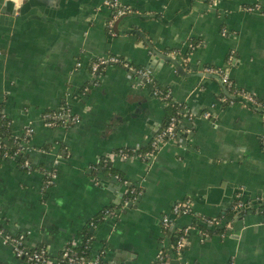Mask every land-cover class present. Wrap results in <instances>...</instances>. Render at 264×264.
Returning a JSON list of instances; mask_svg holds the SVG:
<instances>
[{
  "label": "crops",
  "instance_id": "1",
  "mask_svg": "<svg viewBox=\"0 0 264 264\" xmlns=\"http://www.w3.org/2000/svg\"><path fill=\"white\" fill-rule=\"evenodd\" d=\"M14 1L15 14L7 15L0 0V105L13 136L32 130L28 163L34 170L0 158V232L22 236L29 248L43 246L55 259L67 243L80 245L91 219L117 207L132 186L136 200L90 228L89 260L153 264L160 250L170 260L168 238L187 227L180 262L264 264V215L238 217L230 210L237 196L264 198V114L242 102L220 103L227 98L221 82L182 76L152 52L191 74L221 69L235 89L264 102V0H117L131 13L111 34L104 0ZM254 6L259 9L248 10ZM108 56L132 70L108 65L91 75L90 62ZM147 79L168 89L192 119L183 118L173 140L147 162L111 156L110 166L127 185L100 173L96 184L92 164L116 149H145L163 124L166 106ZM64 104L79 121L44 126L42 115ZM58 156L57 178L42 192L41 172ZM185 199L193 214L173 218L163 234L161 218ZM199 217L222 218L223 231L206 227L211 233L203 237ZM0 264H28L15 258L1 234Z\"/></svg>",
  "mask_w": 264,
  "mask_h": 264
},
{
  "label": "built area",
  "instance_id": "2",
  "mask_svg": "<svg viewBox=\"0 0 264 264\" xmlns=\"http://www.w3.org/2000/svg\"><path fill=\"white\" fill-rule=\"evenodd\" d=\"M216 1H219V0H210L211 3H214ZM103 4L110 11V14H111L106 23L107 31L108 33L111 34L114 23L118 21L120 18L125 17L127 14L131 13V10L124 5H121L117 0H104ZM254 9L258 10L259 8L257 6H254L252 8H249L248 10L251 11ZM221 34L226 35L225 29L221 31ZM231 60H232V54H229L228 64L230 63ZM108 65L122 66L128 70H132V68H130L128 64L125 62V60H122L121 58L116 57V56H108L104 58H97L90 62L89 69H90L91 75H95L98 71L105 69V67ZM206 72L211 73V74L212 73L219 74L221 76V79L223 80L222 82L224 83L227 92L232 93V95L234 96L240 97L245 102L250 103L253 106H255L257 109L261 107V104L259 103L258 99L255 96H253L252 94H249L246 91L235 89V87L233 86V83L228 80L224 71H222L221 69L209 68V69H206ZM143 75L146 76L147 78L148 72L145 71ZM87 91L88 89L87 87H85L82 89L81 94L85 95ZM153 94L154 96L158 97L163 103L164 101L171 98V93L169 90L164 94L155 90ZM219 102L226 103L229 105L234 104L233 101L225 97L219 98ZM262 109L264 113V107ZM203 115L205 118L210 117L209 113H204ZM191 117L192 116L187 111V108L182 107L178 111V116L171 117L168 122V125L163 130L157 132L151 138L149 142L150 151L148 150V151H145L144 153H141V152H138V148L136 149L125 148V149H129L130 151L127 152V151L120 150L117 154L115 155L110 154V156H118L124 160L138 159L140 161L147 162L153 158L154 154L158 152L159 149L165 146V144H167L169 141L173 140L176 134L177 124H179V122L183 118H187L188 120H190L192 119ZM42 121L44 123V126H46L47 128H57V127L68 128L69 123L76 124L79 121V116L73 113L71 108L65 105V108H63L62 110H59V111L55 110V111H51L48 113H44L42 115ZM31 134H32V130L30 128H26L21 133V135L17 137L13 136L15 139H17L20 142L21 148L27 153H31L34 150V148H32L28 143L29 139L31 138ZM7 145H8L7 141L0 142V150L5 149ZM39 151H45V150L39 149ZM9 159L16 161L18 157L17 155H13L12 157H9ZM59 160H60V157L58 156L54 162V166L50 170H42L41 172L43 176V182L41 186L42 192L47 191L54 184L57 178V166H58ZM21 166L23 168H26L27 172H31L28 161L24 160L21 163ZM115 179L117 178L115 177ZM95 183L98 184L96 180H95ZM121 183L124 186L127 185L126 181H122ZM129 193L131 194L136 193L133 199L131 200L132 202L136 200V197L139 194V191L135 187H132L129 190ZM192 205L193 204L190 199L181 200L175 203L172 206L169 215H165L161 218V229H162L163 234L170 228L173 218H177L179 216L192 215L193 214ZM244 207L245 206L242 205L241 203H237L233 206V210L240 211ZM113 213L114 214L112 216L117 217L119 214L118 209H115ZM199 218L202 219L205 222L206 226L209 228L219 225V221L216 218H204V217H199ZM188 232H189V229L187 227L179 230V235L177 237L175 250H174V253L177 258L181 255L182 250L185 246V241H186ZM0 234L4 242L12 247L15 258L19 259L21 256L25 254L23 249L19 248L20 245L24 244L22 236H12L9 234H5L3 232H0ZM201 235L204 237L205 235H208V234L201 231ZM47 254H48L47 249L44 247L42 249H39L38 251L33 252V254L28 258V261L33 264H61V262L63 261H66V263L68 264H102L101 262H99L98 259L89 260V259H85L84 257L73 256L69 254L68 252H66V250L64 251L62 255L59 256V259L57 260L48 259V257L46 256ZM168 259L169 257L166 254V252H164V250H160L159 254L157 255L156 261L153 264H168L169 262ZM180 264H188V263L180 262Z\"/></svg>",
  "mask_w": 264,
  "mask_h": 264
},
{
  "label": "trees",
  "instance_id": "3",
  "mask_svg": "<svg viewBox=\"0 0 264 264\" xmlns=\"http://www.w3.org/2000/svg\"><path fill=\"white\" fill-rule=\"evenodd\" d=\"M188 52L191 51V49L189 48L187 50ZM187 55H183L182 57L184 59H186ZM227 61H228V56H227ZM90 70V69H89ZM104 69H102L101 71H98L94 76H98L99 74H101L103 72ZM148 80V79H147ZM148 82L152 85V93H154L155 90H157L158 92L164 94L168 91V89H163L158 87V85H154L155 83L152 80H148ZM86 94V93H85ZM84 96V95H83ZM259 101V100H258ZM259 103L261 104V107L258 108L259 111H261L263 113V107H264V102L259 101ZM164 105L166 106L165 108V116H164V121L163 124L160 128L159 131L163 130L167 125L168 122L170 120L171 117H177L178 116V111L180 110V108L184 107L183 104H177L175 103L172 98H169L168 100L164 101ZM63 108H65V104L60 106L59 108H57V110H62ZM51 111H47L45 113H48ZM264 114V113H263ZM74 124H68V128L73 126ZM176 129H178V126L176 127ZM158 131V132H159ZM7 141L8 145L5 147V149H1L0 150V158L1 159H7L9 157H12L13 155H17L18 159L16 160V162H18L19 164L22 163L24 160L28 161V154L26 151H24L21 148V144L20 142L15 139L11 133V129H10V122L8 121V119L6 118V115L4 114L2 107L0 105V142H4ZM262 148L264 150V142L262 145ZM120 150L122 151H127L129 152V149H125V148H120V149H116L113 150L111 152L112 155L117 154ZM149 150V145L145 148V149H139L138 148V152L144 153L145 151ZM150 151V150H149ZM110 162H111V156L107 155V156H102L98 159V161L94 164H92L89 167L90 173L91 175L94 177L93 179L96 180L98 183V179L96 178V175L98 173L106 176V177H116L119 182L125 181V179L122 178V176H120L116 170H114L111 166H110ZM30 165V164H29ZM22 167V166H21ZM24 170H27L26 168H23ZM30 170L33 171L34 168L30 165ZM132 188V186H127V192L123 194L121 200H120V204L117 207H109V208H105L103 209L98 215L94 216L91 219V222L89 223V229L86 228L83 231H81L80 236H81V243L78 246L73 245L72 243H67L64 247V249L59 253L58 257L53 259L51 258L48 254L46 255L48 257V259L50 260H57L59 259V256L62 255L64 253V251L66 250V252H68L69 254L73 255V256H77V257H84L85 259H89L90 258V252H91V243L93 242V236L92 234L89 232L90 228H95L98 225H100L105 218L107 217H111L115 211V209H119L122 210V208L124 207V205L127 202H131V200L133 199V197L135 196L136 193H129V190ZM254 201V203H253ZM237 203H241L242 205H244L245 207L242 208L240 211L241 213H246V212H254V213H258L260 215H264V198H258L255 200H251V199H246L245 201L242 200L241 196H237V198L233 201L232 206L230 208L231 213L237 212L235 210H233V206ZM219 221V225H216L215 231L216 232H220L223 231L222 227V218H216ZM197 226L200 228V230H202L203 232L210 234L211 230H208V228H206V224L202 219H198L197 218ZM179 235V232H173L169 239L170 244L172 245L173 248V252L175 250V245H176V241H177V237ZM19 248H22L23 251L25 252V254L23 256H21L19 259L22 261L27 262L28 264H33L31 262L28 261V258L33 254V252L38 251L39 249L44 248L43 246H39L36 248H29L28 246H26L25 244H22L19 246ZM169 257V256H168ZM46 258V257H45ZM95 259H98L99 262H103L100 256L95 257ZM61 264H68L66 263V261L61 262Z\"/></svg>",
  "mask_w": 264,
  "mask_h": 264
},
{
  "label": "water",
  "instance_id": "4",
  "mask_svg": "<svg viewBox=\"0 0 264 264\" xmlns=\"http://www.w3.org/2000/svg\"><path fill=\"white\" fill-rule=\"evenodd\" d=\"M24 1V0H23ZM14 6H15V1L14 0H3V7L4 9L6 10L4 13L7 14V15H10V14H15V9H14ZM153 54L156 56V58H159L162 60V62H169L171 64H173V66L175 67V70L178 74L182 75V76H190L192 78H211V79H216L218 80L219 82H221L222 84V92L223 94L231 101L233 102H242L244 104H246L247 106H249L250 108L252 109H257L255 106H253L252 104L250 103H247L245 102L243 99H241L240 97H237V96H234V95H231L229 94L227 91H226V88H225V85L224 83L222 82V79L220 76L216 75V74H210V73H207V74H203V73H196V74H191V73H187V72H184L183 70V67L180 65V63L175 60L174 58H170L166 55H163L155 50L152 51ZM142 82H146V78H143L142 76H137ZM254 203V202H253ZM131 205V204H130ZM130 205H128V208L130 207ZM235 214H237V216H241V211H237L235 212ZM173 224L170 226V229H169V232L172 230L173 228ZM171 257H170V260L168 262V264H180L179 260L176 258V255L175 253L173 252V248L171 247Z\"/></svg>",
  "mask_w": 264,
  "mask_h": 264
}]
</instances>
